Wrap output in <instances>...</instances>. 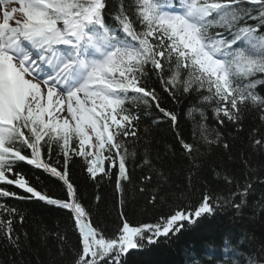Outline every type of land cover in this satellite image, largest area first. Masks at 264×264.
I'll return each mask as SVG.
<instances>
[{
    "label": "snow or ice",
    "instance_id": "6c2138e0",
    "mask_svg": "<svg viewBox=\"0 0 264 264\" xmlns=\"http://www.w3.org/2000/svg\"><path fill=\"white\" fill-rule=\"evenodd\" d=\"M146 70L173 99L207 93L201 100L214 105L221 125L239 124L249 106L264 113V96L255 91L264 85V0H130L114 12L108 0H0V184L72 213L81 238L73 264H124L145 242L156 243L214 213L212 198L205 196L194 211L177 210L140 226L125 220L118 235L105 237L75 199L67 171L71 156L84 158L93 178L109 175L106 160L117 167L121 193L122 182L131 183L127 160L136 153H129L123 138L136 137L139 116L130 106L154 104L175 125L177 115L160 107L155 89L142 83ZM196 111L201 140L219 143L220 133L209 139L207 116ZM254 143L264 148V142ZM53 145L65 158L63 170L49 162ZM181 146L190 157L199 153L197 144L181 140ZM19 162L63 181L71 199L37 190L21 173L10 178ZM144 164L151 167L146 156ZM250 187L235 195H247ZM0 197L21 198L3 187ZM0 211L9 216L0 218V230L19 248L11 219L17 209L0 203Z\"/></svg>",
    "mask_w": 264,
    "mask_h": 264
},
{
    "label": "trees",
    "instance_id": "16d2710c",
    "mask_svg": "<svg viewBox=\"0 0 264 264\" xmlns=\"http://www.w3.org/2000/svg\"><path fill=\"white\" fill-rule=\"evenodd\" d=\"M122 2L130 0H108L109 12ZM142 83L155 89L160 107L177 115L175 125L154 104L130 106L139 116L136 137L123 138L129 153H136L127 160L131 183L122 182L121 193L117 167L106 160L109 175L98 173L93 178L87 171V161L71 156L67 171L76 201L86 209L94 227L105 237H115L125 220L133 226L155 224L177 210L194 211L209 196L213 214L202 216L195 224L185 223L179 233L160 237L156 243L145 242L123 258L124 264H264V148L254 143L264 142V113L249 106L242 109L239 124L225 121L221 125L213 114L214 105L201 100L207 93H181L173 99L150 70H146ZM255 91L264 96V85H258ZM196 109L207 116L209 139L214 138L215 131L220 133L219 143L209 145L201 140V117ZM181 140L199 145V153L186 155ZM145 156L151 167L144 164ZM49 162L64 168L65 158L58 155L55 145ZM17 172L37 190L62 201L71 199L64 182L44 170L19 162L10 178ZM145 176L151 179L145 181ZM249 184L247 195H235ZM0 187L21 197H0V203L17 209L11 219L14 236L19 237V248L13 247L0 230V264H73L81 238L72 213L29 199L30 194L14 185ZM153 195L157 196L154 204ZM234 205H240L239 209ZM0 218L6 221L9 216L0 211Z\"/></svg>",
    "mask_w": 264,
    "mask_h": 264
}]
</instances>
